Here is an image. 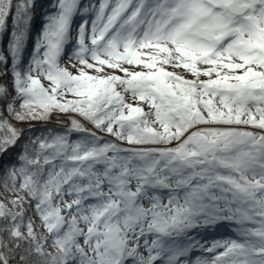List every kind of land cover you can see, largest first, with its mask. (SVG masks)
Here are the masks:
<instances>
[{
    "label": "snow or ice",
    "instance_id": "1",
    "mask_svg": "<svg viewBox=\"0 0 264 264\" xmlns=\"http://www.w3.org/2000/svg\"><path fill=\"white\" fill-rule=\"evenodd\" d=\"M42 7L0 0V264H264V0Z\"/></svg>",
    "mask_w": 264,
    "mask_h": 264
},
{
    "label": "trees",
    "instance_id": "2",
    "mask_svg": "<svg viewBox=\"0 0 264 264\" xmlns=\"http://www.w3.org/2000/svg\"><path fill=\"white\" fill-rule=\"evenodd\" d=\"M39 3H41V5L43 6L41 8V12L44 11V9L46 8L47 4L49 3V0H38ZM97 2H99L98 0H82V3L84 4H91V3H95L97 4ZM78 21H80V18H77L75 21H74V24H76ZM35 27L38 29L42 23V16L40 13H37L36 15V18H35ZM35 36V32L33 33V38ZM6 44V39L2 42H0V46H4ZM29 47H31V42L29 44ZM63 63L64 64H67L68 63V60H67V57L64 58L63 60ZM0 71H4V67L3 65H0ZM6 79H9L10 80V76L7 77ZM45 83H47L45 81ZM60 121L61 122H58L55 118H53L50 122H48L47 124H44V123H41V122H34L35 124V129H42V128H54V129H57V130H63L65 127L68 126V120H67V117L66 116H63L61 115L60 117ZM21 127H25L27 128L28 125H19ZM77 135L78 134H73V139H76L77 138ZM0 191H2V189H0Z\"/></svg>",
    "mask_w": 264,
    "mask_h": 264
},
{
    "label": "rangeland",
    "instance_id": "3",
    "mask_svg": "<svg viewBox=\"0 0 264 264\" xmlns=\"http://www.w3.org/2000/svg\"><path fill=\"white\" fill-rule=\"evenodd\" d=\"M98 3L99 2H97V4ZM79 22L80 21H78L76 24H78ZM255 131H259V130L256 129ZM229 229H231V228L230 227H227V226H219L218 225L215 229L204 230L201 233V235L203 237L208 238L209 240L212 239V238H216V239H225V238H229V237H231V238H237L236 233L234 231H232V229L231 230H229ZM227 233H229L228 236L225 235ZM192 255L193 256L199 255V253L198 252L197 253H193Z\"/></svg>",
    "mask_w": 264,
    "mask_h": 264
}]
</instances>
